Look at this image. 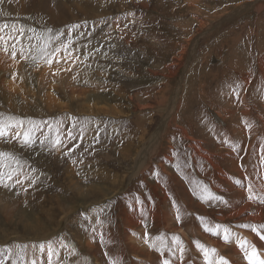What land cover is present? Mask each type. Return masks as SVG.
I'll list each match as a JSON object with an SVG mask.
<instances>
[{"label": "rangeland", "instance_id": "1", "mask_svg": "<svg viewBox=\"0 0 264 264\" xmlns=\"http://www.w3.org/2000/svg\"><path fill=\"white\" fill-rule=\"evenodd\" d=\"M4 23L23 27L25 36L15 58L11 47L0 49V114L23 119L25 128L29 120L37 125L27 146L12 129L0 137V152L21 165L5 177L7 187L0 185L4 264H47L41 244L54 249L51 264H153L127 245L129 234L132 243H155L158 253L165 243L126 227L133 229L130 219L138 215L143 229H152L150 213L158 211L151 215L158 222L163 200L169 212L181 204L183 224L195 219L196 246L205 244V232L210 239L222 232L225 241V227L234 233L252 224L264 232L263 219L226 216L246 202L249 185L264 196L263 94H257L264 88V0H3ZM28 29L53 38L49 51L71 36L72 57L33 59ZM57 134L61 145L42 144ZM234 161L247 171L237 198L227 187L239 178ZM222 169L231 175L228 184ZM205 189L222 200L202 199ZM251 202L249 212L264 211L259 199ZM169 230L171 245L179 232ZM165 259L175 264L171 257L154 264Z\"/></svg>", "mask_w": 264, "mask_h": 264}, {"label": "bare ground", "instance_id": "2", "mask_svg": "<svg viewBox=\"0 0 264 264\" xmlns=\"http://www.w3.org/2000/svg\"><path fill=\"white\" fill-rule=\"evenodd\" d=\"M262 72H264V64H262ZM261 75H262L261 78H263V79L260 80V83L262 82V80L264 82V73L261 74ZM262 89L263 90L262 91L260 90V93H257V94H259L260 96L263 94L261 96L262 99H263L261 108H262V110H264V88H262ZM237 104L240 105V103H237ZM256 105H258V104H256ZM234 106H236V105H234ZM243 106L246 107V109H248V107L244 103H243ZM232 128H233V126H232ZM154 141H155V139H154ZM252 156H250V157H252ZM225 157L227 158V154H225ZM148 158H149V156H146L144 158V160H142L141 166L139 167L138 170H141V168L143 169L144 166L147 165ZM236 162L237 161H234V163H233V167H234L233 171H236V175L235 176H237L239 178H237L234 181H232L230 183V186L227 185V187H229L228 190L236 191L237 195H235V198H237L238 196L241 195V194H238L239 192L237 190H240L242 187L245 186L246 180H245L244 174L247 172V171H245L246 168H244L241 171L239 165L235 166ZM250 162L251 161H248L249 165L251 164ZM222 170L223 171L219 172V174L222 177V179L226 182V184H228V182H230L228 180L229 179L228 176H231V175L229 173H227V171H225L224 169H222ZM263 177H264V170L260 174V178L262 179ZM216 184H217V187H218V184H220V183L217 182ZM212 185H214V183ZM200 193H202V192H200ZM172 196H174L176 198L177 194H176V196L175 195H172ZM228 203H229V201H227V204ZM249 203H252V202H251V200L247 199L246 202L244 204H242V206L240 204H236V206L240 205L241 207L235 208L234 211H232V210L227 211L228 212L227 215H226L227 218H231V217L238 218L237 222H240V223H244V222H247V221H256L257 223H260L261 222L260 220H262V219L264 220V211L258 210V211L254 212V213L249 212L246 209V208L250 207ZM166 205H167V201L166 200H163L162 207H161V205H159L161 207L160 209H162L161 210L162 211L161 212L162 215L160 214L161 215L160 217L158 216L159 215L158 211H157V213H155L156 210H154L153 207H152V209H153L152 211H154V212H151L150 214L151 215L153 213L158 214L156 216L159 217V220H158V222L154 221V217L150 215V218L152 217V219L148 222V225H152V229H154V228L158 229L159 231H163V233H160V234L156 235V232H150L152 230L150 228H149V230H147V228L143 229L144 228L143 219H140L142 217L137 218L138 215L137 216L134 215L130 219V221L132 222L134 228L130 229V228H128L129 226L126 227L128 230H135L136 231L135 232V236H136V234H138L140 236V238H142V239L147 238L148 235L149 236H153V240H154V237L155 238H158V237L162 238V240H160V241L164 242L165 243L164 245H167V247H165L162 250V253L161 252L158 253L156 251V249H155L156 244L153 243V242L151 244H149L148 246L147 245H145V246L139 245L140 241L132 243L131 240H132L133 237L130 236V234H129L127 239H129L128 241H130L131 244L129 242H127L128 243L127 245H129L133 250H135V251H137L139 253H142L144 256H146V260L152 261L154 263H155V260L158 259V258L171 257L175 264H188V263H192V264H206V261L204 260V257H203V253L196 246V240L194 239L195 237H197L196 236V231L200 230L197 227L195 228V227L191 226V225H194L195 219L192 220V222H194V223H192L191 219H190L189 224L185 225V223L183 224V220L186 217L187 212L184 211V212H181L178 215L179 207H180L181 204L180 203L177 204V206L179 205L178 207L171 206V209H170V205H168L169 209L171 210L170 212L165 209ZM230 205L234 206V204H233V202L231 200H230ZM190 210H192V209H190ZM41 212H43V211H41ZM173 212H174V214H173ZM178 216H179V219L177 218ZM217 218L224 219L223 216H220V217H217ZM240 219H241V221H239ZM138 226H141L142 229H138L137 230L136 228ZM213 226H214V224H213ZM240 228H242V229L240 231H238V232H234V233L233 232H229L230 240H229L228 243L225 242V241H222L220 239L221 236H222V232H220V233H212L211 232L212 234H215V236L212 237L211 239H210L209 233L205 232V244H204V246L206 248H208V249L215 248L217 250L218 255L225 257V259L228 261V264H248V261L244 258V253L242 252L241 248L238 246V242H237V238L238 237L239 238H246L253 245H255L256 248L258 249V251L260 252V254L262 256H264V240L260 239L259 235H257V233H255V232H253L251 230V228H246V229H244L243 227H240ZM168 229L177 230L179 232V234H177V236L180 238V242H182L183 247L185 249V252L183 253L182 258H181V253L179 251L180 243H177L176 241H174L172 239L171 245L168 244V242H169L168 237L169 236H167V234H166ZM174 232L172 231V233H174ZM146 233H147V236L145 235ZM154 242H156V241L154 240ZM139 253H135V256H137V257L140 256ZM212 260H213V264H217V254H213L212 255Z\"/></svg>", "mask_w": 264, "mask_h": 264}, {"label": "snow or ice", "instance_id": "3", "mask_svg": "<svg viewBox=\"0 0 264 264\" xmlns=\"http://www.w3.org/2000/svg\"><path fill=\"white\" fill-rule=\"evenodd\" d=\"M0 3H3V0H0ZM73 27H78V25H74ZM5 29H8V34H5ZM51 32V29L48 30ZM28 32L33 33L32 36H28L27 39L30 43L29 51H32L35 49V53L33 55V59L36 58H45L47 57L46 62L48 64H51L53 62V57H57V54L63 52V57H59L57 62H59V59H70L72 57V51H73V40L71 36L68 37L66 41H57V45L52 47V50L49 51L50 46H52L53 38L47 37L44 38L41 35L35 34L34 29H28ZM65 33L60 32L58 33V36H64ZM25 36V29L23 27L17 28L16 25H12L9 27L7 23L0 24V49H2L4 52H8L9 47L12 48V57H16V45L20 44L22 42V39ZM33 40H39L41 41V44L35 45L31 42ZM11 42V43H10ZM21 53L22 58H27L24 55V48L21 47L19 49ZM77 59H79L77 57ZM75 79V77H74ZM28 123L32 125V127L25 128V121L23 119L13 118V117H3V114H0V137L5 136L8 129H12L14 132L13 139L19 137L21 140L22 145L27 146L30 143H32V132L33 129L37 127L34 121L29 120ZM248 127H251V124L247 125ZM16 129H20V131H16ZM57 132H59V126H57ZM68 137L73 138L71 130L68 131ZM47 142L51 147L55 148L57 145H61L62 141L60 138V135L57 134L52 137V139H48L45 137V140L42 141V144L44 142ZM77 147H79L77 145ZM69 151H72V149H69ZM67 155V153H65ZM8 161H13L16 164V167L13 168L8 163ZM4 168H8L9 171L5 173L3 171ZM21 165L19 163V160L16 159L14 154L12 153H6V152H0V185H4V179L7 177V179H12V176L16 173L20 172ZM27 178V177H25ZM21 180H17L16 183H21ZM7 187V185H4ZM206 192H208V195L206 197H202V199H217L222 200V197L215 196V194L211 193L207 189H205ZM248 199L249 200H255L259 199L262 203H264V196H257V194L253 191L252 186L249 185L248 187ZM179 219V216L177 217ZM217 229L220 227L219 225L216 226ZM240 227L243 228H251V230L257 235H259L260 239L264 240V232H260L258 230V227L256 225L252 224H243L240 225ZM259 229H264V224L259 225ZM208 231H214V229H206ZM230 230L228 228H224V234L223 239L225 242H229L230 236H229ZM147 236V233L145 234ZM158 239H162L158 237ZM173 240L177 243H180V253L181 258L183 256V253L185 252V249L183 247L182 242H180V238L178 236H173ZM147 242V241H146ZM238 246L241 248L242 252L244 253V258L248 261V264H264V256L260 254L258 249L255 245H253L250 241H248L246 238H237ZM167 245L162 244L160 248H158V251H162ZM197 247L202 251L204 260L206 261V264H213L212 255L217 254V264H228V261L223 256H219L217 253V250L215 248L208 249L203 244L197 242ZM39 251L46 252L47 256V264H51L52 257L55 255L54 249L49 246L47 249H45L44 245L41 244L39 246ZM74 251V250H73ZM21 260H23V256L20 257ZM0 264H4L3 260H0ZM31 264H37L36 259H32ZM112 264H119L118 261H113ZM163 264H171L170 260L165 259L163 261Z\"/></svg>", "mask_w": 264, "mask_h": 264}]
</instances>
